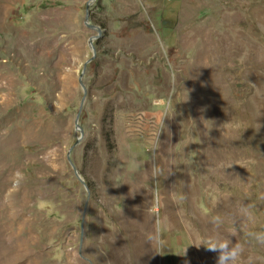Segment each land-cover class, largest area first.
Here are the masks:
<instances>
[{"label":"rangeland","instance_id":"obj_1","mask_svg":"<svg viewBox=\"0 0 264 264\" xmlns=\"http://www.w3.org/2000/svg\"><path fill=\"white\" fill-rule=\"evenodd\" d=\"M1 223L0 264H264V0H0Z\"/></svg>","mask_w":264,"mask_h":264},{"label":"clouds","instance_id":"obj_2","mask_svg":"<svg viewBox=\"0 0 264 264\" xmlns=\"http://www.w3.org/2000/svg\"><path fill=\"white\" fill-rule=\"evenodd\" d=\"M243 213L247 214L246 207L243 209ZM213 223L220 224L222 220L220 217H213ZM157 224H159V221H157ZM247 235L259 243H264V232H249ZM201 245L206 250L217 253L216 264H236L241 254V245L238 242H233L230 238L222 237L219 234L204 236L198 247Z\"/></svg>","mask_w":264,"mask_h":264},{"label":"bare ground","instance_id":"obj_3","mask_svg":"<svg viewBox=\"0 0 264 264\" xmlns=\"http://www.w3.org/2000/svg\"><path fill=\"white\" fill-rule=\"evenodd\" d=\"M14 213V212H13ZM20 217L21 215L18 213H14V216H13V220H15L16 222L17 221H20ZM20 226L19 224L16 225V223H1L0 225V239H6L8 237H17L18 235V232H19V229ZM18 229V230H17Z\"/></svg>","mask_w":264,"mask_h":264},{"label":"water","instance_id":"obj_4","mask_svg":"<svg viewBox=\"0 0 264 264\" xmlns=\"http://www.w3.org/2000/svg\"><path fill=\"white\" fill-rule=\"evenodd\" d=\"M88 22H89V11L87 10V14H86V24H87L90 28L94 29V27L91 26ZM98 31H99V33L101 32L100 29H99ZM90 48L93 50V57H92V59H90V60L88 61V63L92 62L93 59L95 58V55H96V52H95V50H94V45H93V39H90ZM84 69H86V65H85V68H84ZM82 76H83V75H82ZM82 76H81V78H80V84H81V86H82V88H83V90H84V99H83V101H82V104H83V103L85 102V97H86V93H87V91H86V88H85V86H84V84H83V82H82ZM76 127H77L78 130H80V127H79V124H78V118H77V121H76ZM80 131H81V130H80ZM81 133H82V132H81ZM78 141H79V140H78ZM68 159H69V162L71 163V165H72V167H73V169H74V171H75L76 176H77L79 179H81L80 176H79V174H78L77 169L75 168V166H74L73 163L71 162L70 153H69V155H68Z\"/></svg>","mask_w":264,"mask_h":264}]
</instances>
